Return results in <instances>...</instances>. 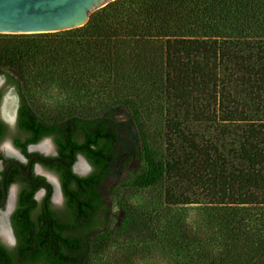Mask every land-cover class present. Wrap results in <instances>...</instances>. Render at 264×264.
I'll return each mask as SVG.
<instances>
[{"label":"trees","instance_id":"16d2710c","mask_svg":"<svg viewBox=\"0 0 264 264\" xmlns=\"http://www.w3.org/2000/svg\"><path fill=\"white\" fill-rule=\"evenodd\" d=\"M0 43V75L21 97L29 142L53 136L70 166L63 217L14 219L17 249L0 242V264H93L94 245L110 241L129 245L107 264H138L164 245L176 264H264V0H116L81 28ZM39 75L69 92L67 118L46 122L30 106L24 88ZM142 83L166 97L161 151L133 96ZM123 107L129 119H113ZM138 144L140 162L119 188L159 185L161 198L152 210L118 199L112 226L98 216L101 190ZM78 155L93 167L87 177L72 171ZM193 207L202 221L189 220Z\"/></svg>","mask_w":264,"mask_h":264},{"label":"flooded vegetation","instance_id":"af4514ba","mask_svg":"<svg viewBox=\"0 0 264 264\" xmlns=\"http://www.w3.org/2000/svg\"><path fill=\"white\" fill-rule=\"evenodd\" d=\"M10 90H13L14 95H9L8 112L12 116L9 119L4 114V105ZM0 93L2 95L0 100V201L3 197L2 182L6 165L15 161L22 166L24 171H29V178H27L19 167L11 165L5 179L7 199L4 206L0 208V217L4 220L9 240L7 241L0 233V242L10 251H14L18 244L16 229L13 224L14 219L25 217L24 215L29 212L32 218L38 220L45 217L44 215L50 211L55 212L59 218L63 217V211L67 204L63 193L61 173L63 169L70 168V166L61 159L53 136H44L35 144L29 142L32 135L28 131L29 129L21 126V97L15 87H10L7 84L4 75H0ZM14 96L17 97L16 100ZM75 137H77L76 134ZM44 142L49 143L48 151L41 149ZM78 157L72 167L73 173L81 177L89 176L93 172V167L88 163L90 165L88 170L87 165L82 160L79 161ZM78 161L83 162L87 167L85 172L76 169ZM77 171L84 174L81 175ZM105 187L106 185L101 190L104 196L101 205L104 206L106 200ZM32 201L37 204L34 205ZM60 208L63 209L60 210ZM101 210L102 208L99 209V212ZM102 211L105 212V208ZM102 211L98 214L100 218L103 215ZM16 262L18 263L17 260Z\"/></svg>","mask_w":264,"mask_h":264},{"label":"rangeland","instance_id":"374dc122","mask_svg":"<svg viewBox=\"0 0 264 264\" xmlns=\"http://www.w3.org/2000/svg\"><path fill=\"white\" fill-rule=\"evenodd\" d=\"M0 68H4V65L1 62ZM5 70L10 71L7 68H5ZM28 80L29 81L26 82L24 88V93L34 112L44 121L59 122L67 118L68 114L75 110L74 108H71L73 106V99L70 97L69 92L63 86L61 87L54 79L48 77L44 78L39 75L36 76V78L32 77ZM135 90L136 92H133V96L138 98L139 104L141 105L144 129L148 133L149 138L156 149L160 151L164 150L166 97L162 91L145 83H142L140 89ZM125 93H129V91L126 90ZM81 105H84V103ZM89 110L86 109V112L91 115L97 113L96 108H89ZM101 115L102 114L99 116ZM130 115L131 110L127 107H123L111 117L120 121H127ZM200 131L201 129L199 128V132ZM134 147L139 156L132 158L124 168L121 167L120 164H117L112 168L113 172L109 176L104 189L106 194L105 206L107 212L105 215H102V217H108V224L112 226L115 225L117 217L120 214L118 199L134 207H140L143 209L148 207L152 210L157 207V203L161 198L159 185L145 191L136 190L134 188H119L121 182L129 177L131 172H134V169L140 162L141 145L138 144ZM62 209L63 208H60V210ZM186 213L188 214L190 221L199 222L203 220L204 215L202 211H199V208H189ZM128 245V242L125 241H110L100 247L94 245L92 254L93 264H107L111 262L113 258L117 257V255L126 252ZM148 248L149 249H146L143 254H140V256L137 255L138 264H176L174 257L170 255V253H167L169 251V246L164 245V250L161 248L159 249L157 246H149Z\"/></svg>","mask_w":264,"mask_h":264},{"label":"water","instance_id":"95a60500","mask_svg":"<svg viewBox=\"0 0 264 264\" xmlns=\"http://www.w3.org/2000/svg\"><path fill=\"white\" fill-rule=\"evenodd\" d=\"M114 1L116 0H0V34H45L81 28L88 23L94 12ZM12 94L13 90H10L7 95ZM14 97L16 100L17 97ZM78 159L87 165L88 170L90 169V165L82 156ZM11 165L19 167L24 176L29 178V171H24L18 162L6 165L3 172V197L0 208L7 199L5 179ZM77 173L84 174L78 171Z\"/></svg>","mask_w":264,"mask_h":264},{"label":"bare ground","instance_id":"6f19581e","mask_svg":"<svg viewBox=\"0 0 264 264\" xmlns=\"http://www.w3.org/2000/svg\"><path fill=\"white\" fill-rule=\"evenodd\" d=\"M9 100H10V96H8L6 98L5 105H4V114L6 115V117H9V119H10L12 116L8 112ZM41 149L48 151L49 150V143L48 142H44V144L42 145ZM76 169L78 171H80V172H85L87 170V167L84 165L83 162H79L76 165ZM0 233L7 241L9 240L8 231H7L6 227H5L4 220H3L2 217H0Z\"/></svg>","mask_w":264,"mask_h":264}]
</instances>
